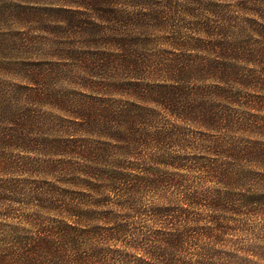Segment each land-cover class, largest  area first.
I'll list each match as a JSON object with an SVG mask.
<instances>
[{
  "label": "trees",
  "instance_id": "trees-1",
  "mask_svg": "<svg viewBox=\"0 0 264 264\" xmlns=\"http://www.w3.org/2000/svg\"><path fill=\"white\" fill-rule=\"evenodd\" d=\"M0 264H264V0H0Z\"/></svg>",
  "mask_w": 264,
  "mask_h": 264
}]
</instances>
